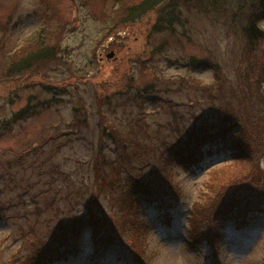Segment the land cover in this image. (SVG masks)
I'll use <instances>...</instances> for the list:
<instances>
[{
    "label": "trees",
    "instance_id": "obj_1",
    "mask_svg": "<svg viewBox=\"0 0 264 264\" xmlns=\"http://www.w3.org/2000/svg\"><path fill=\"white\" fill-rule=\"evenodd\" d=\"M92 1L86 0L88 5ZM98 1L113 12L114 18L106 19L108 30L111 25L115 30L155 13L152 32L176 36L177 27H185L187 21L185 7L200 5L206 11L210 7L223 8L226 0ZM232 1L238 3L232 10L235 16L240 12L243 44L230 64L235 79L229 78L219 63L211 61L213 57L200 60L190 56L188 60L182 58L172 63L190 71H211L210 83L180 78L174 80L177 88L172 89L159 78L134 87L131 78L123 90L102 96L95 90L92 96L98 114L96 128L93 126L97 129L95 181L92 186L83 185L91 195L88 202H81V207L88 208L86 214L81 215L78 210L83 186L71 181L76 185L77 200L69 201L73 189L65 181L70 178L52 163L62 151V143H70L69 136L87 124L83 106L74 108V122L69 123L71 133L50 135L36 148L29 147L10 161L7 167L0 166V220H18V233L36 237L28 245L31 252L22 257L17 255L16 259L10 256L5 264H75L82 259H87V264H104L109 259L108 252L116 246L120 248L117 263L139 264L145 249L143 238L149 227L142 219L140 206L159 211L161 223L170 222L171 208H175L172 203L179 195L171 170L179 166L194 172L216 153H224L227 158L211 174L205 199L192 206L189 242L217 243L226 223L244 229L252 216L264 214V27L261 26L264 0ZM186 33L177 37L180 43L188 37ZM58 50L59 47L46 43V36L35 35L15 52L21 55L8 67V72L14 74L49 61ZM85 76L79 78L90 81ZM66 89L64 85L60 87L57 96L52 97L54 103ZM176 91H184L187 100L175 101ZM50 102H41V106L46 108ZM120 112L122 118L117 116ZM35 113L29 106L14 114L10 121L27 120ZM108 116L119 120L118 124L114 123L115 129L105 125ZM27 170L30 174L26 175ZM19 171H23L21 175ZM218 171L221 173L217 174ZM42 198L53 212L52 220L43 221L44 229L34 223L29 224V231L24 230L27 226L23 220L25 223L29 214L38 216L40 222L47 211L41 205ZM63 202L67 204L66 210L58 208ZM103 202L108 204L109 212ZM31 204H35L34 209ZM79 225L92 230L94 250L88 254L78 243ZM21 251L18 249V254ZM0 264L4 262L0 260Z\"/></svg>",
    "mask_w": 264,
    "mask_h": 264
},
{
    "label": "rangeland",
    "instance_id": "obj_2",
    "mask_svg": "<svg viewBox=\"0 0 264 264\" xmlns=\"http://www.w3.org/2000/svg\"><path fill=\"white\" fill-rule=\"evenodd\" d=\"M233 6L236 9L238 3L226 0L223 8L210 7L206 11L205 6L200 5L185 7V27H177L176 36H171L168 32H152L155 13L115 30L111 25V30H108L106 19H113V12L98 0H93L90 5L86 0H0V166L7 167L10 161L29 147L34 145L36 148L50 135L63 131L71 133L73 129L69 123L74 122V108L83 106L87 124L69 136L72 139L70 143H62V151L52 162L67 173L70 179L65 182H69L73 189L69 201H76V185L71 181L80 183L78 187L92 186L95 181L93 161L97 129L93 128H96L98 118L95 98H92L95 90L102 93L101 96L123 90L130 84L131 78L134 87L159 78L172 89L177 88L174 80L180 78L210 83L211 71H190L172 63L188 60L190 56L200 60L213 57L211 61L219 63L226 75L235 79L234 67L230 64L243 44L240 39V12L235 16ZM261 26L264 27V22ZM183 32H187L188 37L180 43L177 37ZM32 35L46 36V43L59 47L56 56L27 70L9 73L8 67L21 55L15 52ZM112 52L114 56L107 59ZM79 75H86L90 81L86 82ZM63 85L67 89L59 93L61 99L54 103L52 97ZM202 88L203 84L200 90ZM173 98L179 103L187 100L184 91H176ZM46 100L52 102L43 108L41 102L44 104ZM29 106L36 111L35 115L27 120L10 121L14 114ZM122 115L120 112L117 116L122 118ZM108 120L105 125L115 129L119 120L114 116H108ZM91 123L94 125L91 126ZM30 153L34 151L30 150ZM225 156L224 153H216L194 172L173 167V182L179 189V195L172 203L175 208H171L170 222L161 223L159 211L140 206L142 219L149 227L143 238L145 249L139 264H264V214L252 216L244 229L226 223L217 243L205 240L204 243L189 242L192 206L205 199L204 193L210 190L207 186L210 176L217 165L227 158ZM22 172L19 171L20 175ZM25 173L30 174L29 170ZM47 175L54 178V174L48 172ZM81 189L83 196L79 199L78 210L84 215L88 208L81 207V202H88L91 195H88L85 186ZM43 199H40L41 205L47 211L43 212L40 222L38 216L29 214L31 223L28 219L25 223L23 220V225L27 226L24 230L29 231V224L34 223L44 229L43 221L46 218L52 220L53 212L44 205ZM102 205L109 212L108 204L103 202ZM34 207L35 204H31V209ZM58 208L66 210V202L60 203ZM17 225L19 221L15 219L8 222L0 220V260L4 264L9 262L10 256L16 259L17 255L22 257L31 252L28 245L36 239L33 235L24 237L18 233ZM77 234L84 252H92L91 228L79 225ZM18 249L22 253L18 254ZM119 251V247H113L105 264H123L116 262ZM75 264H87V259Z\"/></svg>",
    "mask_w": 264,
    "mask_h": 264
},
{
    "label": "water",
    "instance_id": "obj_3",
    "mask_svg": "<svg viewBox=\"0 0 264 264\" xmlns=\"http://www.w3.org/2000/svg\"><path fill=\"white\" fill-rule=\"evenodd\" d=\"M113 56H114V53L112 52V53H110V54L107 55V59L108 58H112Z\"/></svg>",
    "mask_w": 264,
    "mask_h": 264
}]
</instances>
